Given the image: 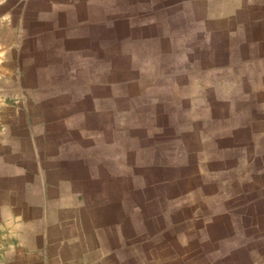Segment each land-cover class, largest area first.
<instances>
[{"label":"crops","instance_id":"1","mask_svg":"<svg viewBox=\"0 0 264 264\" xmlns=\"http://www.w3.org/2000/svg\"><path fill=\"white\" fill-rule=\"evenodd\" d=\"M9 7L0 264H264V0Z\"/></svg>","mask_w":264,"mask_h":264},{"label":"rangeland","instance_id":"2","mask_svg":"<svg viewBox=\"0 0 264 264\" xmlns=\"http://www.w3.org/2000/svg\"><path fill=\"white\" fill-rule=\"evenodd\" d=\"M13 2L16 4V6H19L22 5L23 0H0V39L5 40L4 42L0 41V86L6 87L8 85V80L11 79L16 83L18 89H22L23 81L21 75L15 74L12 77H10V72H9L10 68L7 60L5 59L6 57L5 51L9 49L6 40L10 38L8 34L9 30L7 27V20H6L7 18L5 17H7V13L10 8L9 6ZM10 48H14V46L12 45Z\"/></svg>","mask_w":264,"mask_h":264}]
</instances>
